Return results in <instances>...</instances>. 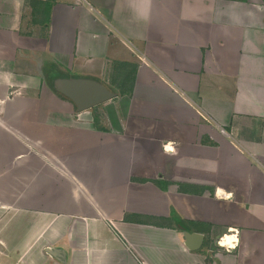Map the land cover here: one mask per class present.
Here are the masks:
<instances>
[{
    "label": "crops",
    "instance_id": "obj_1",
    "mask_svg": "<svg viewBox=\"0 0 264 264\" xmlns=\"http://www.w3.org/2000/svg\"><path fill=\"white\" fill-rule=\"evenodd\" d=\"M26 12L40 37L23 30ZM23 55L43 56L44 65L61 57L82 67L132 63L123 98L130 119L105 129L114 140L98 145L92 124H75L56 107V91L11 95ZM135 138L155 149L130 152ZM94 142L101 154L81 155ZM110 150L119 153L114 161ZM35 167L57 208L66 193L80 210L46 222L36 238L46 237L51 264L63 260L49 247L66 264H264V0H0V177ZM156 172L186 187L163 213L128 209L119 198L126 185L108 187L123 177L131 188L138 186L131 178L148 184ZM94 174L106 191L99 205L96 188L78 181ZM182 229L204 235L199 250L184 247ZM226 236L232 248L217 243Z\"/></svg>",
    "mask_w": 264,
    "mask_h": 264
},
{
    "label": "rangeland",
    "instance_id": "obj_2",
    "mask_svg": "<svg viewBox=\"0 0 264 264\" xmlns=\"http://www.w3.org/2000/svg\"><path fill=\"white\" fill-rule=\"evenodd\" d=\"M29 13L26 12V15L22 16L21 21L23 24V30L28 32V34L30 35L28 37H40L41 31H39L37 27L30 25L32 18ZM131 50L132 52H134L133 48H131ZM23 56V59L28 58L25 60L26 66L23 67L25 69L21 71L20 69L23 68H18L17 66L13 67L15 70L14 72L17 75L18 73H21V76H17V78H15L17 83L13 82V86L10 89L11 95H17L21 93L20 91H24L23 94L28 93L29 96H33L36 95L39 90L44 87L52 91V77L51 75L49 76V74L45 71L50 70L52 72L54 69L55 71L58 70L60 73L65 74L70 78L90 77L91 79L100 81L99 83L103 84L105 87L109 88L110 91L114 92L117 95L116 99L109 101L110 103L106 102L93 109L80 113L77 112L75 110V107L64 97V99L61 97L62 104L58 103L56 106L58 108L65 109V111L67 110V112L69 113L72 112L71 114L76 121L75 124L89 123L90 126L92 124L91 127L93 131L98 133L96 134V136L99 137L97 138V140L99 141L98 145L102 143L103 137L108 138V140H114V136L111 137L104 134L109 131H105V129H111L113 126L116 127L115 125L117 122L120 124V126L123 127L126 121L130 119L129 116L126 117L127 113H123V109L125 108L127 103L123 99V94L125 93H123V91L121 90V88L124 86L126 87L125 92H127L130 87L125 82L121 83V81L123 79L126 80V72L131 71L132 63H123L126 68V70L124 69V71L126 72H123L121 69H119V71H116V68L121 64L120 62L114 60L110 61L109 59H102L103 64L101 61H99V66L97 67L96 65L92 66L91 63L90 65L88 64L85 65V67H82L79 61L74 64L69 58L67 59L66 57H58L59 59L56 58L55 62L52 65H44L43 63L47 64V62L43 61V56H38L39 58H36L35 55ZM90 68L92 69L91 71ZM129 75L130 74L128 73L127 76ZM129 78H131V75L129 76ZM21 84H27V89H20L19 85ZM118 109L120 110V114H116V111H119ZM64 128L67 129V126ZM224 133L226 132L223 131L222 134ZM28 134L30 135L31 133ZM203 140L205 141V138H203ZM135 141V148H131L132 151L130 152H133V149H136L135 153L141 155V152H145L148 149L151 151L155 149L152 148V146H150V148L145 146L142 147V142L140 140L136 139ZM103 143L105 142L103 141ZM95 144L96 142L93 143L91 148L87 149L86 153H84L85 150H83L81 152L82 154H80L86 157L96 155L99 156L101 154L99 153L100 147ZM108 144L111 145L110 142H108ZM28 147H31L30 144H28ZM138 148H140L141 150H137ZM15 151L12 152L13 155L16 154ZM110 151L111 152H108L109 157L114 161L116 159L115 156H117L118 152H115L113 150ZM124 163L125 162L120 164L119 167H122ZM124 171V175L126 176L129 168H125ZM32 172L34 174L28 173V175H21L19 173L12 172L10 175L7 174V176L2 175L0 177V190H6L7 192V194L5 195L2 193L0 194V199H2L0 201V264H51L49 259L44 255L45 253L43 251L47 246L46 237L44 239H41L38 243L36 242V238L46 227V222H51L58 216H61L62 220H67L68 214L74 212L79 213L80 211H75L72 209V206H68V199L65 195L66 193L60 195V201L57 208L55 206L56 203H53L54 198H52V195H49L48 193L51 187V185L49 186V184H47V182L49 181H47V179H44V176H36L37 174H40V172H42L37 167H35ZM33 175H35L36 177L33 178ZM91 176L92 177L86 179L85 177L81 178V176L78 175V181L82 183L83 186L85 185L87 189L88 187L96 188L97 191L94 196L96 198L97 205H99V203H106V191L101 192L100 190H98L100 189L99 187H101V183L99 182V179L95 177V174ZM123 178L122 180L120 179V183L118 184H116V180L113 179L108 187H112L115 189V187L118 185L119 187H121V183L122 185H126L127 187L125 186V194L119 195V198H124V200L126 201L125 205H127L128 209L130 208L132 210L140 212H151L157 214L163 213L169 207L171 209L172 202L179 201V192L186 188L185 185L184 188L182 187L183 183H179L178 181L174 182L166 180L165 178H163L162 173L158 174L157 172L153 174L152 179L148 182L150 186L146 183L147 181L145 180H143V182H140L139 180V182L137 183L134 182V178H131V183H135L136 185L138 184V186L131 188L129 184L126 183V178ZM3 185L4 187H2ZM143 185H145V188L143 187ZM153 187L156 189V191L157 189H160L161 192H154L153 189H151ZM199 189L200 194L205 190H209L210 192V189L207 187H199ZM210 193L212 194V192ZM1 206H5L8 208L3 209ZM124 208L126 207H123V209ZM131 218L145 219L143 216L139 215L137 217L131 215ZM143 221L169 222L158 219H145ZM218 241L219 240H217V243Z\"/></svg>",
    "mask_w": 264,
    "mask_h": 264
},
{
    "label": "water",
    "instance_id": "obj_3",
    "mask_svg": "<svg viewBox=\"0 0 264 264\" xmlns=\"http://www.w3.org/2000/svg\"><path fill=\"white\" fill-rule=\"evenodd\" d=\"M54 89L61 96L66 98L77 112H84L93 109L103 103L115 98V94L103 84L89 79H56L53 83ZM181 235L184 239V247L191 252L199 250L204 242V235L192 232L190 229H182ZM45 252L59 262L63 260L66 264L65 254L52 247L46 248Z\"/></svg>",
    "mask_w": 264,
    "mask_h": 264
},
{
    "label": "trees",
    "instance_id": "obj_4",
    "mask_svg": "<svg viewBox=\"0 0 264 264\" xmlns=\"http://www.w3.org/2000/svg\"><path fill=\"white\" fill-rule=\"evenodd\" d=\"M119 69H121L123 72H126V71H124V69L126 70L125 65H120L119 67L116 68V71H119ZM126 73H127V75H128V73H129V74L131 75V78H129L130 75H129V76L126 75V78H125L126 80L123 79V80L121 81V83H122V82H125L127 85H129L130 88L127 90V92H125V91H126V87H124V86L122 85L123 87L121 88V90L123 91V93H125V94L122 93L123 95L129 96V95H130V92H131L132 85H133V80H134V68H133V69L131 68V71H129V72L127 71ZM65 77H68V76H67V75L65 76V75H63V74H61V73H58V74H56L55 76H52V78H51V80H52V84H53V82H54L55 79H57V78H65ZM73 78H77V77H73ZM119 79H120V78H119ZM127 85H126V86H127ZM53 91H55L54 87H53ZM61 97H62V96H61ZM62 98H63V97H62ZM63 99H64V98H63ZM140 182H143V180H140ZM181 191H182V190H181ZM181 191H180V192H181Z\"/></svg>",
    "mask_w": 264,
    "mask_h": 264
},
{
    "label": "bare ground",
    "instance_id": "obj_5",
    "mask_svg": "<svg viewBox=\"0 0 264 264\" xmlns=\"http://www.w3.org/2000/svg\"><path fill=\"white\" fill-rule=\"evenodd\" d=\"M234 240H235V239H234L233 237H228V236H226V237L222 238V240L220 241L221 244H222L221 246L229 245V244H231ZM234 242H235V241H234Z\"/></svg>",
    "mask_w": 264,
    "mask_h": 264
},
{
    "label": "built area",
    "instance_id": "obj_6",
    "mask_svg": "<svg viewBox=\"0 0 264 264\" xmlns=\"http://www.w3.org/2000/svg\"><path fill=\"white\" fill-rule=\"evenodd\" d=\"M222 240V238L221 239H219V241H218V244L221 246L222 244H221V241ZM234 243V242H233ZM224 247H226V248H232L233 246L232 245H226V246H224Z\"/></svg>",
    "mask_w": 264,
    "mask_h": 264
}]
</instances>
